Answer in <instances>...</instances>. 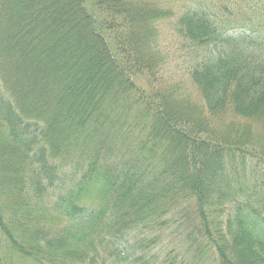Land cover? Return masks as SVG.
Segmentation results:
<instances>
[{
    "label": "trees",
    "instance_id": "obj_1",
    "mask_svg": "<svg viewBox=\"0 0 264 264\" xmlns=\"http://www.w3.org/2000/svg\"><path fill=\"white\" fill-rule=\"evenodd\" d=\"M178 1L0 0V264H264V35Z\"/></svg>",
    "mask_w": 264,
    "mask_h": 264
},
{
    "label": "rangeland",
    "instance_id": "obj_2",
    "mask_svg": "<svg viewBox=\"0 0 264 264\" xmlns=\"http://www.w3.org/2000/svg\"><path fill=\"white\" fill-rule=\"evenodd\" d=\"M182 0L177 2V7L182 4ZM188 2V0L186 1ZM209 8L213 14L220 16V26L234 27V31L240 30L239 27H247L258 30L264 35V0H209ZM227 7L231 14L224 12ZM163 27L159 49L163 52H170V60L165 64L164 68L160 71V75L167 79V82L179 80L183 76L182 68L187 63L192 61L201 60L208 53L206 47H199L189 49L173 37V32L168 23L161 24ZM139 81V82H138ZM138 84L149 90L150 81L145 75L138 78ZM54 226L58 225V217H54ZM174 224V223H173ZM192 223L184 220L176 222L173 226L168 228L159 245V250L167 251L173 248L175 251H182L185 253L188 247L187 232H190ZM205 261V259H204ZM207 264L208 262L205 261ZM18 264H31L28 261H20Z\"/></svg>",
    "mask_w": 264,
    "mask_h": 264
}]
</instances>
